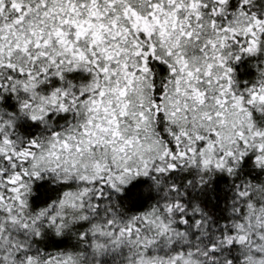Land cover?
<instances>
[{
  "label": "snow or ice",
  "instance_id": "snow-or-ice-1",
  "mask_svg": "<svg viewBox=\"0 0 264 264\" xmlns=\"http://www.w3.org/2000/svg\"><path fill=\"white\" fill-rule=\"evenodd\" d=\"M0 264H264V0H0Z\"/></svg>",
  "mask_w": 264,
  "mask_h": 264
}]
</instances>
